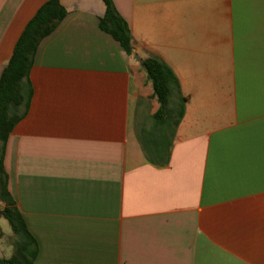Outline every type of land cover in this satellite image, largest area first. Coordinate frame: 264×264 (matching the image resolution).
I'll return each instance as SVG.
<instances>
[{"label": "crops", "instance_id": "crops-1", "mask_svg": "<svg viewBox=\"0 0 264 264\" xmlns=\"http://www.w3.org/2000/svg\"><path fill=\"white\" fill-rule=\"evenodd\" d=\"M45 1L0 0V74ZM113 2L132 53L99 28L103 0H60L5 143L33 264H264V0ZM149 56L186 98L163 165L138 137Z\"/></svg>", "mask_w": 264, "mask_h": 264}, {"label": "trees", "instance_id": "trees-1", "mask_svg": "<svg viewBox=\"0 0 264 264\" xmlns=\"http://www.w3.org/2000/svg\"><path fill=\"white\" fill-rule=\"evenodd\" d=\"M103 3L105 11L99 18V28L117 40L128 55L131 54L132 38L127 22L117 11L113 0H103ZM66 14L60 0L45 1L25 24L0 74V202L3 203L0 215L10 226L8 244L12 247L8 258L0 257V264H33L38 254L37 241L28 230L7 187V173L3 165L4 148L14 125L29 107L32 95L29 72L38 44L57 27ZM141 66L151 81L158 108L152 114L153 134L143 139L142 129L138 137L147 159L163 165L168 161L172 138L183 116L186 98L180 92L175 74L160 58L149 56L141 60ZM2 234L0 230V238Z\"/></svg>", "mask_w": 264, "mask_h": 264}, {"label": "rangeland", "instance_id": "rangeland-1", "mask_svg": "<svg viewBox=\"0 0 264 264\" xmlns=\"http://www.w3.org/2000/svg\"><path fill=\"white\" fill-rule=\"evenodd\" d=\"M157 108H158V102L156 101L155 97H151L147 101V104H146L145 109H144V113L146 114L145 116L149 117V123H148L149 125L144 128L143 139H146V137H148V135H151L154 132V130L152 128L153 120L151 118V115H152V113H154L157 110ZM0 228L3 231V233H5V236H4V234H2L1 242H0V251H2L3 249H5L7 247L8 234H11L10 226H9L8 222L3 217H0ZM9 247H10L9 250H12V247L11 246H9Z\"/></svg>", "mask_w": 264, "mask_h": 264}]
</instances>
